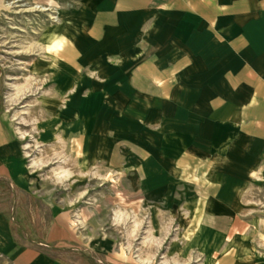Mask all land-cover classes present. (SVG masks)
I'll return each mask as SVG.
<instances>
[{
	"label": "crops",
	"instance_id": "crops-1",
	"mask_svg": "<svg viewBox=\"0 0 264 264\" xmlns=\"http://www.w3.org/2000/svg\"><path fill=\"white\" fill-rule=\"evenodd\" d=\"M56 45V100L69 125L72 168L82 162L117 179L133 169L132 184L153 192L131 201H157L160 187H196L204 220L233 219L244 188L261 190L264 201V0H79ZM4 116L0 183L24 190L22 144ZM68 198L70 207L56 208V216L86 222L88 236L106 229L111 209L92 203L110 198L88 195L85 206ZM9 210H0V257L49 264L17 244ZM152 218L142 231L153 232ZM139 226L135 220L131 231ZM233 229L215 231L232 235L214 264H234ZM254 234L246 264H264V222ZM194 248L210 247L201 240Z\"/></svg>",
	"mask_w": 264,
	"mask_h": 264
},
{
	"label": "rangeland",
	"instance_id": "rangeland-1",
	"mask_svg": "<svg viewBox=\"0 0 264 264\" xmlns=\"http://www.w3.org/2000/svg\"><path fill=\"white\" fill-rule=\"evenodd\" d=\"M78 3L0 0V111L15 126L29 171L24 190H10L0 183V210L9 205L5 214L17 244L36 251L49 264H214L224 251L222 243L232 235L215 231L233 226L234 237L228 245H234V264H246L252 253L248 248L259 236L254 229L264 222L261 190L253 195L244 188L239 201L234 198L233 219L204 220L197 217L202 207L193 200L196 187H160L157 201H131L153 188L132 184L137 179L133 169L117 179L112 173L101 176L97 167L88 171L82 162L72 168L66 153L72 145L66 133L69 125L60 121L63 107L56 100L60 55L55 45L66 34ZM71 194L78 196L81 206L88 195L110 198V202L92 203L111 209L106 229L88 236L86 222L74 224V216H56V208L70 207L66 200ZM254 198L260 201H251ZM119 209L124 216L116 220ZM150 215L156 224L153 232L142 231ZM135 220L140 226L133 233ZM201 240L210 248H194ZM0 264L9 261L0 257Z\"/></svg>",
	"mask_w": 264,
	"mask_h": 264
},
{
	"label": "bare ground",
	"instance_id": "bare-ground-1",
	"mask_svg": "<svg viewBox=\"0 0 264 264\" xmlns=\"http://www.w3.org/2000/svg\"><path fill=\"white\" fill-rule=\"evenodd\" d=\"M56 47L58 48L59 47V45H56ZM134 231V230H133ZM142 261V260H141ZM147 261V260H146ZM144 262V261H143Z\"/></svg>",
	"mask_w": 264,
	"mask_h": 264
}]
</instances>
